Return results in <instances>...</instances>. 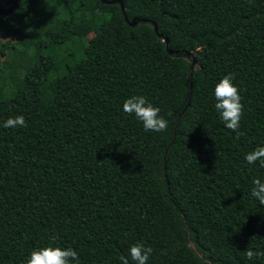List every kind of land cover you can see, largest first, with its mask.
<instances>
[{"label":"trees","instance_id":"trees-1","mask_svg":"<svg viewBox=\"0 0 264 264\" xmlns=\"http://www.w3.org/2000/svg\"><path fill=\"white\" fill-rule=\"evenodd\" d=\"M121 2L21 0L0 17V57L20 55L0 63V264L43 247L134 264L138 242L153 249L147 264H264L246 256L264 251L251 194L264 167L245 159L264 146V0ZM228 74L237 132L215 108ZM133 96L168 130L124 112ZM20 115L26 127H3Z\"/></svg>","mask_w":264,"mask_h":264},{"label":"clouds","instance_id":"clouds-1","mask_svg":"<svg viewBox=\"0 0 264 264\" xmlns=\"http://www.w3.org/2000/svg\"><path fill=\"white\" fill-rule=\"evenodd\" d=\"M233 80L234 76L228 74L215 85L214 95L217 100L215 108L220 113L225 127L237 132L240 128L241 117L244 114V106L241 103L240 90L233 83ZM123 110L129 115L134 114L143 123L146 131L164 132L168 130V121L160 115L161 109L154 107L144 96H133L126 99ZM26 126V120L22 115L9 118L3 124L4 128H23ZM245 159L249 164L259 161L260 166L264 167V146L249 152ZM253 184L252 196L264 205V182L256 179ZM152 252L153 249L150 246L138 242L130 248V257L134 264H147ZM246 256L249 260H254L258 256L264 257V251H253L249 248L246 251ZM72 261L79 264L78 252L72 248L43 247L31 252L27 264H71ZM121 264H129V260L122 256Z\"/></svg>","mask_w":264,"mask_h":264},{"label":"water","instance_id":"water-1","mask_svg":"<svg viewBox=\"0 0 264 264\" xmlns=\"http://www.w3.org/2000/svg\"><path fill=\"white\" fill-rule=\"evenodd\" d=\"M21 0H7L6 2V6L5 7H0V17L6 18L7 16L11 15L19 6ZM102 3L104 4H114V3H118L120 5L121 11L123 12V4L121 2V0H112V1H108V0H101ZM125 20L127 21V17L124 15ZM140 20L138 19H133L131 22H129V26L134 27ZM128 22V21H127ZM155 26V25H154ZM155 30L156 26H155ZM163 42L165 44L168 43L167 39L164 38ZM195 60H193V66H191V68L194 67L195 64Z\"/></svg>","mask_w":264,"mask_h":264},{"label":"rangeland","instance_id":"rangeland-1","mask_svg":"<svg viewBox=\"0 0 264 264\" xmlns=\"http://www.w3.org/2000/svg\"><path fill=\"white\" fill-rule=\"evenodd\" d=\"M1 2H3L4 4H5V6H6V2H7V0L6 1H4V0H1ZM9 39H8V37L6 36V35H2V36H0V42H2V43H5V42H7ZM10 43L12 44V45H16L17 44V40L16 39H13V40H11L10 41ZM187 57H190L191 56V54H187L186 55ZM18 59H20V55L19 54H17L16 53V55H11L9 52H7L6 54H5V56H3V57H0V63L1 62H5L6 64H13L15 61H17ZM191 64H192V66H193V60H195L196 61V59L192 56L191 57ZM2 65V64H1ZM196 65V62H195V64H194V66ZM2 69H4V68H2ZM1 74L3 75V77L5 78V80H6V77H7V72H4V71H2L1 72ZM191 247H193L192 245H191Z\"/></svg>","mask_w":264,"mask_h":264}]
</instances>
